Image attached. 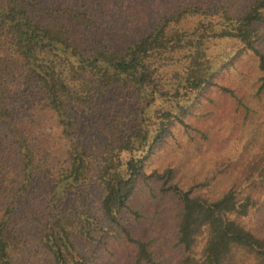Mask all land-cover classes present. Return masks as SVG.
<instances>
[{
    "label": "trees",
    "instance_id": "trees-1",
    "mask_svg": "<svg viewBox=\"0 0 264 264\" xmlns=\"http://www.w3.org/2000/svg\"><path fill=\"white\" fill-rule=\"evenodd\" d=\"M0 264H264V0H0Z\"/></svg>",
    "mask_w": 264,
    "mask_h": 264
},
{
    "label": "rangeland",
    "instance_id": "rangeland-1",
    "mask_svg": "<svg viewBox=\"0 0 264 264\" xmlns=\"http://www.w3.org/2000/svg\"><path fill=\"white\" fill-rule=\"evenodd\" d=\"M139 1H140V4H142V3H145L146 0H139ZM148 1L151 2V1H153V0H148ZM146 3H149V2H146Z\"/></svg>",
    "mask_w": 264,
    "mask_h": 264
}]
</instances>
